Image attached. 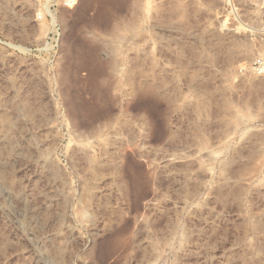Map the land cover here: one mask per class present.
<instances>
[{"label": "rangeland", "instance_id": "obj_1", "mask_svg": "<svg viewBox=\"0 0 264 264\" xmlns=\"http://www.w3.org/2000/svg\"><path fill=\"white\" fill-rule=\"evenodd\" d=\"M264 0H0V264H264Z\"/></svg>", "mask_w": 264, "mask_h": 264}, {"label": "built area", "instance_id": "obj_2", "mask_svg": "<svg viewBox=\"0 0 264 264\" xmlns=\"http://www.w3.org/2000/svg\"><path fill=\"white\" fill-rule=\"evenodd\" d=\"M66 2L70 4V3L75 2V0H66ZM255 65L257 66V68H259V72H261V74L264 75V66H263V64H261L260 62H257Z\"/></svg>", "mask_w": 264, "mask_h": 264}]
</instances>
